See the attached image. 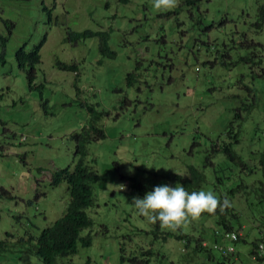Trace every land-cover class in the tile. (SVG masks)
I'll return each mask as SVG.
<instances>
[{"label": "rangeland", "instance_id": "374dc122", "mask_svg": "<svg viewBox=\"0 0 264 264\" xmlns=\"http://www.w3.org/2000/svg\"><path fill=\"white\" fill-rule=\"evenodd\" d=\"M257 1L211 0L201 5L209 10L204 26L191 27L187 15L164 16L153 0H0V52L6 56L0 64V189L10 193H0V264H29V257L43 264L37 238L70 204L68 185L53 187L52 177L74 169L78 155L72 136L92 122L106 134L87 146L98 172L95 203L87 210L93 225L82 234L91 235L92 245H79L76 255L57 264H120L127 236L138 242L139 230L151 227L131 205L133 197L147 193L135 184L150 191L174 187L175 176L186 175L191 165L208 176L207 191L218 196L219 184L217 192L241 211V242L225 264H260L251 249L261 238L254 215L264 207L253 206L263 195L258 156L264 152L263 101L243 126L235 117L252 99L250 90L260 91L264 100V80L255 83L249 65H234L214 50L216 37L230 33V26L242 29V14L255 17ZM212 22L218 28L207 31ZM84 31L108 32L116 57L103 55L98 37L71 39L70 32ZM255 35L248 31L251 39L264 42V34ZM37 48L42 62L30 84V65L22 68L17 54ZM129 74H135L131 85ZM229 144L240 160L223 153ZM209 157L214 166L205 168ZM237 187L239 198L233 199ZM169 245L180 246L175 240ZM214 255L221 259L219 252ZM202 261L218 262L192 264Z\"/></svg>", "mask_w": 264, "mask_h": 264}, {"label": "trees", "instance_id": "16d2710c", "mask_svg": "<svg viewBox=\"0 0 264 264\" xmlns=\"http://www.w3.org/2000/svg\"><path fill=\"white\" fill-rule=\"evenodd\" d=\"M124 3H129L131 0H121ZM211 0H179V6L171 11H164L163 15L169 18L176 16L181 17L185 14L188 17V22L191 27H203V22L209 14L208 7L204 9L201 5L209 4ZM258 6L255 9L256 15L254 18L244 16L240 19L242 29L238 26H230V33L225 36L216 37L215 43L217 44L214 50L217 52V56L223 59L233 60V64L244 63L250 66V76L256 83V81L264 80V42L255 41L252 37L247 36L248 31L252 30L259 36L264 34V0L257 1ZM205 16V18H204ZM228 18L226 17V20ZM229 21V20H228ZM223 21L219 26L225 24ZM230 22H227V24ZM215 22H212L207 31L216 29ZM71 39L74 42L78 40H86L90 37H98L100 39V50L103 55L109 58H115L117 53L111 50L108 32H70ZM0 38L1 35H0ZM232 38V39H231ZM229 42V43H226ZM244 50V55L237 54L233 56L234 52ZM246 51V52H245ZM21 67H25L26 63H29L30 69L28 71V79L30 84L35 81L36 66L41 64V54L39 48L33 52L26 54L25 50L21 49L17 54ZM5 50L0 52V64H4ZM64 69L77 70L75 66L62 65ZM248 72V71H247ZM247 75V74H246ZM244 77V76H243ZM135 79V74H129L128 84L131 85ZM264 85V83H263ZM264 88V86H263ZM257 89V88H256ZM252 99L248 100V103L242 108L237 110L235 119L241 120L240 126H243L248 116H251L253 112L259 110L262 106L261 102L264 100L259 97L260 91L250 90ZM258 94L256 95L255 93ZM263 92V91H262ZM261 95V94H260ZM92 108H89L91 112ZM242 113L246 114L243 116ZM93 121V120H92ZM91 123V122H90ZM235 121L231 123V131L233 130ZM106 137L105 131L98 127L94 122L89 127L83 128V131L76 133L72 138L77 144L78 160L73 170L70 167L57 171L53 177L51 185L58 187L63 183L68 185L70 193V204L68 210L64 216L58 219L51 227L43 230L41 235L37 238V255L43 264H57L58 259L74 256L78 253L79 245L83 247H90L92 245L91 235L83 236V231L92 227L93 221L91 220L87 210L93 207L94 200V186L98 181V172L94 167V162L88 159L87 146L100 139ZM214 149L219 152L216 147ZM229 158H237L240 160L238 154L231 147V144L224 147L222 150ZM256 155V154H255ZM262 155V167L264 168V152L258 154ZM214 166L211 157L207 158L204 165L205 168ZM224 170V169H223ZM218 173V172H217ZM217 180L221 183V179L217 177ZM174 183L180 184L189 192L193 191H207L208 176L202 169L196 166H189L186 175H176ZM263 195L259 203L253 204V206L262 207L264 205V183L260 182ZM219 184L214 187V192L218 194V198L223 200L227 196L220 195L217 191ZM175 187V186H174ZM134 188L139 192L150 191V188L142 184H135ZM235 192H239V187L232 189L233 199L239 198L235 195ZM2 196L9 197L10 193L6 189H0ZM228 194V193H227ZM228 199V198H227ZM229 200V199H228ZM231 206L226 208L223 214L219 211L215 215L204 214L202 217L193 221L188 228L181 229L175 232L168 230H161L159 223L152 224L148 230H139V234L142 236V242L140 240L135 242L131 236H127V241L121 246L120 264H192L196 259L213 261L218 260L217 264H225V261L230 260L229 256H225L215 246L207 243V239L211 240L212 244L226 245L228 242L224 240L219 233L237 232L239 233L243 229V225L240 223L241 211L236 208L231 200H229ZM246 210V208L244 209ZM254 215V214H253ZM253 226L259 230L261 238L256 239L252 244L251 256L254 257L256 253L257 244L264 237V207L262 213L258 216L254 215ZM194 225V226H193ZM201 225L202 228H198ZM212 231V238L211 237ZM171 240H175L180 246H176L172 250L173 246L169 245ZM241 242V238L239 240ZM1 244V243H0ZM219 252L221 259H217L214 253ZM255 260V259H254ZM260 263L259 260H255ZM201 264H204L202 261ZM261 264V263H260Z\"/></svg>", "mask_w": 264, "mask_h": 264}, {"label": "clouds", "instance_id": "9594fccd", "mask_svg": "<svg viewBox=\"0 0 264 264\" xmlns=\"http://www.w3.org/2000/svg\"><path fill=\"white\" fill-rule=\"evenodd\" d=\"M153 6L157 11H171L179 6V0H153ZM131 205L150 223H159L161 230L175 232L188 228L204 214L215 215L217 211L223 214L231 203L226 197L221 200L212 191L189 192L180 184L175 187L164 184L156 186L143 198L133 197ZM28 261L37 264L36 257H29Z\"/></svg>", "mask_w": 264, "mask_h": 264}, {"label": "built area", "instance_id": "2783aa9c", "mask_svg": "<svg viewBox=\"0 0 264 264\" xmlns=\"http://www.w3.org/2000/svg\"><path fill=\"white\" fill-rule=\"evenodd\" d=\"M217 234L222 235L224 240H226L228 243L226 245L215 244V248L220 250L225 256H229L235 253L236 244L240 240V234L237 232H217ZM253 259L259 260L261 264H264V237H262V240L257 244L256 253Z\"/></svg>", "mask_w": 264, "mask_h": 264}]
</instances>
